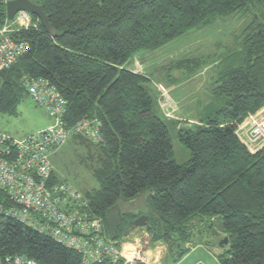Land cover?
Segmentation results:
<instances>
[{"label":"trees","instance_id":"trees-1","mask_svg":"<svg viewBox=\"0 0 264 264\" xmlns=\"http://www.w3.org/2000/svg\"><path fill=\"white\" fill-rule=\"evenodd\" d=\"M31 1L42 6L54 34L31 14L35 25L12 35L28 50L0 71V112H16L29 80H47L67 101L69 126L99 122L100 166L94 174L100 188L87 197L106 230L108 209L147 195L152 212L146 229L154 240L179 248L199 224L210 231L214 226L207 220L220 217L229 239L220 262L264 264V145L252 152L236 134L264 108V0ZM244 12L253 14L236 50L169 66L194 75L219 59L214 93L222 106H208L196 123L180 126L182 120L162 110L152 77L132 69L135 57ZM6 20L0 0V27ZM171 127L190 151L187 163L175 159ZM139 216H124L116 241ZM18 254L40 264L80 263L77 253L0 215V263Z\"/></svg>","mask_w":264,"mask_h":264},{"label":"built area","instance_id":"built-area-1","mask_svg":"<svg viewBox=\"0 0 264 264\" xmlns=\"http://www.w3.org/2000/svg\"><path fill=\"white\" fill-rule=\"evenodd\" d=\"M0 27V71L13 65L28 50L13 34L34 22L27 11ZM30 98L46 110L52 124L31 136L18 138L0 132V215L14 219L46 235L80 256L79 264H148L146 247L134 235L128 245L111 240L102 217L72 183L55 181L52 155L74 134L100 139L99 122L81 120L69 126L65 120L67 101L45 79L29 80ZM264 110L249 115L250 137L240 124L236 134L251 151L264 145ZM258 140V142H256ZM253 141V143H252ZM255 143V144H254ZM2 264H40L22 254L7 256Z\"/></svg>","mask_w":264,"mask_h":264},{"label":"rangeland","instance_id":"rangeland-1","mask_svg":"<svg viewBox=\"0 0 264 264\" xmlns=\"http://www.w3.org/2000/svg\"><path fill=\"white\" fill-rule=\"evenodd\" d=\"M7 1L9 0H4L5 3ZM246 14L247 12H244L224 20L218 19L214 24L196 29L168 44L162 50L155 53L140 54L135 57L132 69L134 68L135 72L145 73L152 77L151 84L154 91L158 92V100L162 110L167 117L182 120L180 126L196 123L198 120L197 114L205 113L208 106L211 109L222 106L221 97L214 93L217 73L216 64L219 59L211 62V64H206L194 75L190 74L192 76L188 75L187 72L184 73V70L169 71V66L185 57L198 58L212 55L213 60H216L215 56L219 57L230 50H236L239 41L243 38V29L251 21L253 13L250 17ZM168 73L169 76H166ZM262 109L264 110V108ZM50 120L51 118L46 110L36 104L25 89V98L19 103L14 114L0 112V132H6L18 138H25L40 132L50 123ZM241 124L243 125L240 126V130H243L242 132L249 138L251 120H244ZM170 129L175 159L179 164L187 163L191 157L190 151L179 141L177 129L173 127ZM100 141L101 139L94 141L82 134H73L51 158L55 181L72 183L81 193L83 192L88 201L87 193L92 194L100 188V183L94 174L95 169L100 166L98 163L100 147L96 146ZM119 206L124 216L127 214L131 216H149L151 213L147 195L139 196L134 200L123 201ZM204 226L205 224H199L195 232L202 233V230H205L203 229ZM146 227L134 229L130 234L131 236L120 240L121 247L128 245L134 235H139V244L141 243L147 248V241L153 238V235L148 229H145ZM199 228L201 229L198 230ZM205 232L208 237H211L214 234V228L211 232L205 230L203 233L205 234ZM223 234L224 232L220 233L219 236L222 237ZM162 242L164 243V241ZM171 246L168 245V248Z\"/></svg>","mask_w":264,"mask_h":264},{"label":"crops","instance_id":"crops-1","mask_svg":"<svg viewBox=\"0 0 264 264\" xmlns=\"http://www.w3.org/2000/svg\"><path fill=\"white\" fill-rule=\"evenodd\" d=\"M51 124L52 119L46 127ZM150 211L152 212V210ZM207 221L209 223L208 226H214L215 235L213 234L211 237H208L206 232L205 234L203 231L202 233L194 232L189 242L183 244L179 248L178 246L168 248L167 243L154 241L153 238H150V240L147 241L146 248L148 264H222L220 262V256L227 249V245L224 247L219 246V240L227 237V235L224 233L221 235L222 237L219 236V234L223 232L220 217H215ZM211 231L212 229L210 232Z\"/></svg>","mask_w":264,"mask_h":264},{"label":"water","instance_id":"water-1","mask_svg":"<svg viewBox=\"0 0 264 264\" xmlns=\"http://www.w3.org/2000/svg\"><path fill=\"white\" fill-rule=\"evenodd\" d=\"M20 11H27L36 15L43 27L49 34H54V29L50 23L48 15L45 13L41 5L33 3L31 0H9L6 3L7 19L13 20L14 16ZM124 218L123 212L119 204L112 206L107 211V229L111 240L116 239V232ZM149 216L141 215L134 220L128 222L124 229V237L130 236L132 231L137 228L147 226ZM229 243L228 237L219 240V246L224 247Z\"/></svg>","mask_w":264,"mask_h":264},{"label":"bare ground","instance_id":"bare-ground-1","mask_svg":"<svg viewBox=\"0 0 264 264\" xmlns=\"http://www.w3.org/2000/svg\"><path fill=\"white\" fill-rule=\"evenodd\" d=\"M31 14V13H30ZM32 16V15H31ZM244 143V142H243ZM245 144V143H244ZM246 145V144H245ZM149 224V223H148Z\"/></svg>","mask_w":264,"mask_h":264}]
</instances>
